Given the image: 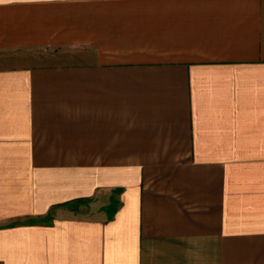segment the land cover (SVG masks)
<instances>
[{
  "label": "crops",
  "instance_id": "obj_1",
  "mask_svg": "<svg viewBox=\"0 0 264 264\" xmlns=\"http://www.w3.org/2000/svg\"><path fill=\"white\" fill-rule=\"evenodd\" d=\"M0 264H264V0H0Z\"/></svg>",
  "mask_w": 264,
  "mask_h": 264
},
{
  "label": "rangeland",
  "instance_id": "obj_2",
  "mask_svg": "<svg viewBox=\"0 0 264 264\" xmlns=\"http://www.w3.org/2000/svg\"><path fill=\"white\" fill-rule=\"evenodd\" d=\"M87 207H84V208H78V211L84 213V214H88L90 209H88V205L86 204Z\"/></svg>",
  "mask_w": 264,
  "mask_h": 264
}]
</instances>
